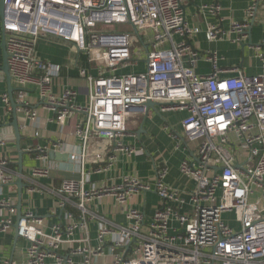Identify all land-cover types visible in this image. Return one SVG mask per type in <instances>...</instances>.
<instances>
[{"label": "built area", "instance_id": "built-area-1", "mask_svg": "<svg viewBox=\"0 0 264 264\" xmlns=\"http://www.w3.org/2000/svg\"><path fill=\"white\" fill-rule=\"evenodd\" d=\"M201 9L215 14L219 7ZM255 11L253 3L245 9L243 22L232 23L230 32L236 34L232 42L243 43ZM1 32L16 87L13 100L20 129L30 128L33 138L41 136L27 88H34L42 106L53 113L50 122L59 135L73 115L84 116L72 134L81 151L68 158L72 172L79 165V178L62 180L56 190L65 199L61 208L72 205L77 215L65 211L63 225H52L46 232L44 220L31 211L14 223L17 211L12 199L0 198V213H5L0 233L16 227L17 236L28 244L25 264H46L48 259L75 264L74 257L81 258L80 264H95L105 247L112 264H264V40L252 47L261 63L257 75L245 77L235 68L230 70L234 76L220 78L215 53L203 55L211 64L210 74L194 70L200 55L188 41L199 29L187 25L183 0H3ZM229 34L214 25L205 31L209 42ZM175 36L181 41L176 42ZM44 39L86 56L90 73L79 69L86 84V105L75 103L77 92L72 89L53 94L52 81L60 67L36 56L37 43ZM132 44L145 49V70L126 71L139 63L132 59ZM1 100L7 115L12 114L9 96L3 94ZM146 103L154 104L158 113H186L182 135L174 137L197 144V164L191 160L180 164V173L195 183L187 201L164 182L166 165L155 169L152 180L126 175L113 185L91 181L92 175L108 171L117 155L143 154L141 148L123 144V139L130 119L146 117ZM10 143L0 135V149ZM60 149L59 140L29 146L26 152L35 153L43 163L49 152ZM88 162L94 166L89 171ZM8 163L0 157V186H13L16 181ZM47 174L44 166L31 170L32 177ZM255 191L262 195L251 203ZM151 192L164 204L146 223L145 215L130 202ZM105 197L122 208L127 225L109 222L87 208ZM226 213L234 216L238 229L222 220ZM92 220L97 221L95 247L88 240ZM76 231L84 236L74 246Z\"/></svg>", "mask_w": 264, "mask_h": 264}, {"label": "crops", "instance_id": "crops-1", "mask_svg": "<svg viewBox=\"0 0 264 264\" xmlns=\"http://www.w3.org/2000/svg\"><path fill=\"white\" fill-rule=\"evenodd\" d=\"M256 3V11L254 18L249 23L246 30V38L242 44H236L231 41L236 38V34L230 32L232 23H241L244 20L245 9ZM184 16L187 25L191 28L199 29L194 37L190 38L189 45L200 55L199 60L195 64V72L200 75H208L212 71L211 64L203 59L204 53H215L217 66L222 71L220 78H228L235 75L230 72L231 69L237 68L245 77L257 75L261 70V63L255 57L252 47L261 44L264 40V0H183ZM219 7L214 14L207 10H202V6ZM209 25L217 26L225 32H229V37L209 42L205 37V31ZM1 19H0V45H1ZM176 42L181 41V37L175 36ZM261 52L264 54V46ZM36 56L48 63L58 65L60 67L59 76L52 81L51 89L55 96H59L66 88L77 92L75 103L80 106L86 105L88 101L86 84L79 77V69H84L88 73L89 65L84 54L74 51L69 46H64L53 39H44L37 43ZM2 66V50L0 47V135L10 138L13 132L10 127L12 114L7 115L3 108L1 96L8 95L6 81L1 71ZM142 71L145 70V64L139 62L132 69L126 71ZM12 96L16 93V87ZM29 99L32 107L38 115V126L41 136L39 138L32 137L31 129H20L21 135L20 146L23 152L22 156V184L21 194L15 185L18 179V154L15 142L6 149H0V157H6L9 161L8 169L15 174L16 181L13 186H0V198H11L16 208V215L13 217L15 223L19 218L18 207L20 206V215L26 211H31L36 217L44 220L46 232H49L52 225L64 223V212L70 211L75 215L78 211L75 207L65 204L61 208V204L65 203L64 197L56 193L60 183L64 179L77 180L79 178L80 167L77 165L75 171H71L69 156L71 154H79L81 151L80 141L73 137V129L79 121L83 119L82 114H75L66 125L63 135H59L57 126L50 122L53 113L45 109L37 96L34 88H27ZM158 109L150 108L146 117L133 118L128 121L127 133L123 139V144L141 148L143 154L139 156H123L117 155L115 164L105 173L92 175L91 181L97 185L106 184L113 185L121 182L122 177L129 175L138 177L144 181L152 180L155 169L160 165H166L167 174L164 182L173 189L179 190L185 200L189 199V194L195 187L194 181L180 173V164L183 160H191L197 164L196 149L197 144H188L181 138L174 135H182L181 121L186 116L183 111H167L158 113ZM35 131V130H34ZM8 138V139H9ZM231 135V139H234ZM61 141L62 149L51 151L58 155V158H50L48 153L47 160L40 162L37 155L26 152L29 146H45L51 142ZM65 157L62 159L61 157ZM46 167L48 170L47 177H32L31 170L34 168ZM89 171L94 168L91 162L85 166ZM30 189L36 191L30 192ZM262 193L255 191L250 196L249 202L261 196ZM131 205L145 215V222L153 214L154 210L164 203L159 200L154 192L145 195H136L131 200ZM90 211L97 215L105 217L109 222L117 225H127L124 218L122 208L119 207L112 198L105 197L101 201H93L87 205ZM188 207L186 206L185 209ZM5 213H0V218ZM222 220L234 229H238L239 225L235 222L232 214H223ZM15 227V226H14ZM12 227L5 233H0V264L7 261L10 264H25L27 242L16 236V230ZM83 233L76 231L74 234V246L78 244V240L82 239ZM97 221L89 222L88 240L93 247L97 245ZM65 250H61L64 252ZM75 264H80L81 258L74 257ZM113 257L107 253L104 248V254L99 257L95 264H112ZM46 264H54L52 259H48Z\"/></svg>", "mask_w": 264, "mask_h": 264}, {"label": "water", "instance_id": "water-1", "mask_svg": "<svg viewBox=\"0 0 264 264\" xmlns=\"http://www.w3.org/2000/svg\"><path fill=\"white\" fill-rule=\"evenodd\" d=\"M2 14H3V0H0V19L2 17ZM135 33V32H134ZM1 50H2V66H1V71H2V74L4 76V79L6 81V85H7V89H8V96H9V99H10V103H11V106H12V117H11V123H10V127H11V130L13 132V135L9 138V140H12L13 142H15V145H16V150H17V154H18V179L15 183V185L17 186L18 188V191H19V195L21 194V190L23 188V184H22V168H23V165H22V156H23V152L21 150V146H20V141H21V135H20V131H19V126H18V122H17V116H16V112H15V109H16V103L14 102L13 100V92H14V88L12 87L11 85V78H10V75H9V72H8V65H7V53H6V50H5V39H4V35L2 34V37H1ZM145 107L147 109H150V108H154V104L152 103H146ZM7 138V139H8ZM50 155V158H58V155L57 154H54L53 152H50L49 153ZM62 159H64L65 157H61ZM18 218L21 217L20 215V206L18 207ZM14 229L16 230V227H14ZM17 236V234H16Z\"/></svg>", "mask_w": 264, "mask_h": 264}, {"label": "rangeland", "instance_id": "rangeland-1", "mask_svg": "<svg viewBox=\"0 0 264 264\" xmlns=\"http://www.w3.org/2000/svg\"><path fill=\"white\" fill-rule=\"evenodd\" d=\"M120 29L122 30V27H120ZM145 44H148L147 42H145ZM131 51H132V59L135 61H139L140 63L145 61L146 59V51L143 48L142 45L140 44H132L131 45Z\"/></svg>", "mask_w": 264, "mask_h": 264}]
</instances>
